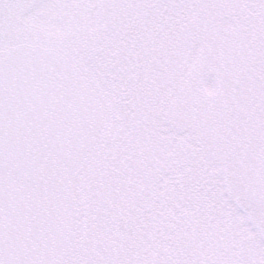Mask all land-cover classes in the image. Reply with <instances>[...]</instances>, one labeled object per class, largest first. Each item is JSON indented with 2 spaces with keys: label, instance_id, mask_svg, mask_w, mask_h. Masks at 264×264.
<instances>
[{
  "label": "snow or ice",
  "instance_id": "obj_1",
  "mask_svg": "<svg viewBox=\"0 0 264 264\" xmlns=\"http://www.w3.org/2000/svg\"><path fill=\"white\" fill-rule=\"evenodd\" d=\"M0 264H264V0H0Z\"/></svg>",
  "mask_w": 264,
  "mask_h": 264
}]
</instances>
